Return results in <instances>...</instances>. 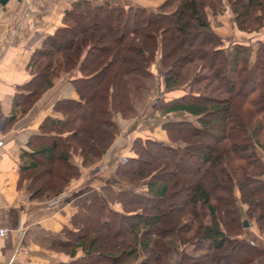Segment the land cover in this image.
Listing matches in <instances>:
<instances>
[{
    "label": "trees",
    "instance_id": "1",
    "mask_svg": "<svg viewBox=\"0 0 264 264\" xmlns=\"http://www.w3.org/2000/svg\"><path fill=\"white\" fill-rule=\"evenodd\" d=\"M170 3L165 0L151 10L76 0L66 9L63 25L33 53V76L22 86L29 93L17 98L20 106L34 102L62 74L79 71L71 79L79 98L59 99L54 107L63 116H47L29 139L31 149L23 153L20 167L33 198L60 194L81 174V165L103 155L119 132L115 114L137 115L145 107L158 82L154 62L163 89L187 91L164 100L161 112L184 110L197 120H165L166 140L136 137L132 148L138 155L120 161L115 174L131 185L145 179L146 192L119 189L124 211L92 195L74 214L73 227L64 228L67 238L52 244L72 258L50 264H170L174 251L179 257L172 264H264V247L239 236L241 200L264 232V39L230 41L208 14V8L224 11L227 4L237 25L253 31L264 26V1L178 0L168 12ZM257 4L260 12L254 14ZM91 16L108 20L106 30L86 25ZM168 29L172 33L167 35ZM236 97L241 98L237 111ZM187 156L194 163L186 170L197 176L188 183L189 177L180 180L184 173L177 167ZM48 162L59 163L42 166ZM183 186L189 188L184 202L195 218L162 222L157 208ZM106 228L113 229L115 238H99ZM188 244L200 252L180 250Z\"/></svg>",
    "mask_w": 264,
    "mask_h": 264
},
{
    "label": "crops",
    "instance_id": "2",
    "mask_svg": "<svg viewBox=\"0 0 264 264\" xmlns=\"http://www.w3.org/2000/svg\"><path fill=\"white\" fill-rule=\"evenodd\" d=\"M74 1L0 0V226L8 228L7 234L0 236V264H50L71 259L70 254L53 248L52 244L57 238H67L64 228L73 227V216L80 206L98 193L111 207L124 211L116 191L129 184L121 181L122 184L117 179L115 170L118 163L134 155L132 144L138 136L167 139L162 124L152 122L150 116L137 114L126 118L117 113L115 119L120 131L113 143L98 160L81 165V174L72 178L60 193L62 198L59 202L53 203V197L39 199L30 196L27 188L29 179L24 177L20 167L23 153L31 149L29 139L40 130L47 116H63L54 107L59 99L79 98L71 82L79 71L62 74L30 105L20 106L16 101L29 93L22 86L33 76L30 63L35 49L42 45L45 36L63 25L64 13ZM91 1L96 4L114 1L124 5H147L154 0ZM159 2L153 3L157 5ZM215 20H212L214 26ZM234 33L229 37L246 40L244 35L247 32L238 29ZM250 41L254 43L253 39ZM157 65L152 68L156 73L159 72ZM161 81L163 88V78ZM186 92L179 88L170 89L168 100ZM166 115L167 119H196L184 110H171ZM74 157L81 164V156L75 154Z\"/></svg>",
    "mask_w": 264,
    "mask_h": 264
},
{
    "label": "rangeland",
    "instance_id": "3",
    "mask_svg": "<svg viewBox=\"0 0 264 264\" xmlns=\"http://www.w3.org/2000/svg\"><path fill=\"white\" fill-rule=\"evenodd\" d=\"M156 1V0H154ZM153 1V2H154ZM160 1V2H159ZM165 0H158V4L155 5V3H149L147 5H141V4H137V5H140V6H145V7H148L149 9L151 10H157L158 9V6L163 2L164 3ZM243 1H246V0H243ZM264 1V0H262ZM114 2V1H113ZM120 3V2H118ZM178 3V0H171V3L170 5L171 6H168L166 7V11H172L173 9L176 8V5ZM123 4V3H122ZM144 4V3H143ZM127 5V4H126ZM259 6L260 5H255L253 9H251V12L255 14L260 12L259 11ZM224 11H218V12H213L212 9L208 8V14H209V18H210V21H211V24L213 25V27L222 35L224 36L225 38H227L228 40L230 41H233V40H237V38L235 39V36L233 38H230L229 36H233V33L235 32V30H243L245 32H247L245 35H244V39L246 40H243V41H247V40H255L257 37H262L264 39V26H261L260 28L256 29V30H253V31H247V30H244V29H241L238 25H237V22L235 20V16H234V13L232 11V9L229 7V5L225 4L224 5ZM213 19H216V23H215V26L214 24L212 23V20ZM218 20L221 21V23H217ZM108 21V20H107ZM107 21H103L102 19H100V17H92L87 19L85 21L86 25L88 26H94L96 27V29L100 30V31H104L106 30V27L107 25ZM97 22V23H96ZM84 23V24H85ZM172 33V31H170L168 29V32H167V35ZM235 34V33H234ZM240 40V39H238ZM237 40V41H238ZM172 41V40H171ZM174 43V41H172ZM157 62H154L152 64V68H154L153 66L156 64ZM158 64V63H157ZM159 67V65H157ZM156 73V72H155ZM157 74V84L155 85V87L153 88V91L150 93L149 95V99L147 101V103L145 104V107L140 110V113L142 116H150V120L152 122H158L162 124V122H164L165 120H167V115L166 114H163L161 112V104L164 100H168V96H170L171 93L170 90H165L161 87V84H159V73H156ZM118 89H120V87L118 86ZM177 89V88H175ZM180 90H184L186 91L184 88H179ZM178 97V96H177ZM238 99H241L239 97H236L234 98V101H233V108L235 109V111H237L238 109ZM242 105V103H240ZM121 114V113H120ZM138 114V115H139ZM159 114V116H157ZM116 115V114H115ZM123 117H126V118H129V117H132L134 115H131V116H124L123 114H121ZM158 118V119H155V118ZM194 122H197L196 119H194ZM119 126V124H118ZM119 131H120V128H119ZM119 133V132H118ZM199 138H196V140H198ZM204 139V141L206 140L207 142H213L212 138L210 137H201L200 140L202 141ZM134 150V149H133ZM134 155L133 156H137V152L134 150L133 151ZM260 153L264 159V151L260 150ZM183 162L180 163L179 166H177L178 168H180V170L184 173L182 175V177H180V180H187L185 178L189 177L188 181H186L187 183L188 182H191L192 179L195 180L197 178L196 175H194L193 172H187L186 170V166L187 165H191V163L193 162L194 163V158L193 156L192 157H189L187 156L185 158V160H182ZM59 162H48V163H43L42 166H54V165H57ZM176 167V168H177ZM182 167V169H181ZM37 171H34V173H36ZM117 177V175H116ZM170 177V176H169ZM168 177V178H169ZM184 178V179H182ZM118 179V177H117ZM119 181H125L124 179H119ZM127 181H125L126 183ZM122 183V182H121ZM129 184V186H122L123 187H134L136 188V190L140 191V192H146V180H140L138 181L136 184H133L131 185L130 182H127ZM185 183V182H184ZM123 184V183H122ZM120 187V186H119ZM121 188V187H120ZM173 188V186H172ZM171 190H175L176 189V186ZM188 190L189 188L188 187H182L181 189H179L178 191H176L175 193H173L172 195L169 196V199L165 201V203H163L162 205H160L159 208H157V212H162L163 216H162V222L164 223H171L172 222H176L179 218L182 217L185 218V216H188V217H192V219L195 218V216L190 213L191 212V206L190 205H186V203L184 202L186 196H187V193H188ZM117 192L116 191V197H117ZM59 195V194H58ZM237 195L238 197H240V194H239V191L237 190ZM57 196V195H56ZM118 200V198H117ZM130 200V198H129ZM134 200V199H133ZM120 201V200H118ZM121 202V201H120ZM122 203V202H121ZM240 204H241V207H242V210H243V222L245 219H247L248 221V225H245L243 226V229H242V233L239 234L240 237H249V238H252L253 240L257 241L261 246L264 247V240L262 238H264V232L260 231L259 228L257 227L256 223H255V220L250 218L246 213H245V210L247 208V204L244 202H242V200L240 201ZM123 205V203H122ZM227 206H225L226 208ZM124 208V206H123ZM174 208V209H173ZM164 212H166V214H164ZM184 220V219H183ZM163 223V225L165 226V224ZM162 225V226H163ZM99 234H100V237L101 239L103 238H115L113 236V229L111 228H106V229H103L101 231H99ZM126 238H131V235H125ZM119 238H123L121 235L119 236ZM166 238H173V235H169V237H166ZM183 249V250H186V252H195L194 250V246L193 244H188L186 245L185 247L184 246H180V250ZM199 251V250H198ZM198 251H196L198 253ZM195 252V253H196ZM200 252V251H199ZM178 254L179 253H176L175 251L172 253L171 255V259H170V264L174 263V262H177L178 261ZM206 264H212L211 262H208Z\"/></svg>",
    "mask_w": 264,
    "mask_h": 264
},
{
    "label": "built area",
    "instance_id": "4",
    "mask_svg": "<svg viewBox=\"0 0 264 264\" xmlns=\"http://www.w3.org/2000/svg\"><path fill=\"white\" fill-rule=\"evenodd\" d=\"M2 154V150L0 149V156ZM62 198V194H59L55 197L52 198V202L53 203H56V202H59ZM8 232V228L5 227V226H0V236H5Z\"/></svg>",
    "mask_w": 264,
    "mask_h": 264
},
{
    "label": "water",
    "instance_id": "5",
    "mask_svg": "<svg viewBox=\"0 0 264 264\" xmlns=\"http://www.w3.org/2000/svg\"><path fill=\"white\" fill-rule=\"evenodd\" d=\"M6 1H7V0H1V2H6ZM244 224H245V225H248V221H247V219L244 220Z\"/></svg>",
    "mask_w": 264,
    "mask_h": 264
}]
</instances>
